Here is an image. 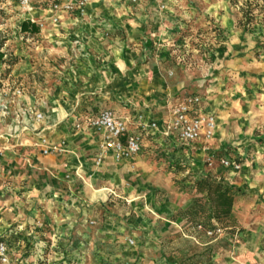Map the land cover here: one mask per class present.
<instances>
[{"label":"crops","instance_id":"obj_1","mask_svg":"<svg viewBox=\"0 0 264 264\" xmlns=\"http://www.w3.org/2000/svg\"><path fill=\"white\" fill-rule=\"evenodd\" d=\"M185 10L180 0H91L82 17L59 14V28L49 29L61 30L54 42L67 58L70 49L75 59L74 68L59 72L62 82L54 88L56 100L47 99L51 88L47 86L41 100L35 99L29 83L0 89V105L12 96L5 112L0 107V233L13 264L35 261L30 248L44 221L50 225L49 236L60 240L61 246L92 237L89 225L94 223L93 205L101 184L121 182L130 174V165L147 175L148 153H143L151 148L172 152L193 178L211 175L235 188L231 212L239 232L232 258L225 257L224 264H264V39L223 24L224 40L210 60L169 69L165 51L185 27L179 21ZM26 15L36 23L47 19L48 11ZM69 33L78 39L67 41ZM31 72L33 68L25 64L14 71L15 77ZM94 95L106 99L105 109L127 120L131 128L141 116L146 123L156 122L159 131L144 132L139 153L129 160L116 163L107 152L95 172L96 189L84 195L86 200L73 174L79 167L81 173L93 170L102 139L84 126L73 128L101 111L91 110L87 101ZM187 97L197 99L192 115L214 117L211 138L202 133L185 143L162 134L172 108ZM43 139L50 145L64 143L67 153L43 156V147L38 148ZM221 159L240 168L223 167ZM150 184L147 187L153 188ZM185 201L179 196L156 208L166 222L163 232L169 227L167 218L187 206ZM161 258L156 264H165Z\"/></svg>","mask_w":264,"mask_h":264},{"label":"rangeland","instance_id":"obj_2","mask_svg":"<svg viewBox=\"0 0 264 264\" xmlns=\"http://www.w3.org/2000/svg\"><path fill=\"white\" fill-rule=\"evenodd\" d=\"M31 1L33 11L45 10L48 15L47 19L34 23L39 28L38 34L28 36L20 33L21 23L30 19H27L18 0H0V52L5 60L0 62V89L29 83L35 99L41 100L45 96L42 94L44 87H51V91L46 93L51 102L56 100L55 86L62 82L59 72L66 67L74 68L72 61L75 59L70 49L67 58L61 52L63 48L54 42L56 39L59 41L61 30L49 31L53 26L59 28L58 23L52 24L49 13L50 6L58 0ZM180 4L187 14L178 20L185 27L175 33L171 45L166 48L169 69L178 65L193 66L201 59L204 62L210 60L216 45L224 40L223 24L228 23L230 28H239L245 34L255 33L264 39V0H180ZM205 7L213 9L206 13L203 11ZM65 39L74 42L78 36L69 33ZM154 52L156 49L151 53ZM23 64L31 66L33 72L15 77L14 71ZM5 97L7 95L2 96L3 99ZM11 98L0 105L4 112L12 103ZM87 101L91 110L105 109L107 103L106 99L95 95L89 96ZM73 129L78 131L75 127ZM64 146V143L50 145L43 139L38 148L43 147L41 154L46 156L52 152L67 153ZM46 148H49L48 152L43 154ZM146 153L147 175L136 173L134 166L130 165V174L121 182L111 186L101 184L100 197L93 205L94 223L89 225V236L92 237L61 246L60 240L49 236L50 225L44 221L30 248L35 261L29 264H156L161 257L165 264H224L225 257L229 261L239 231L221 225L214 230H204L187 221L184 213L195 197L191 189L193 176L186 174L185 165L166 149L151 148L146 149L143 155ZM97 157L93 161V170L81 173L79 167L73 174L85 199L88 191L96 189L92 183L99 167L96 165ZM150 183L153 188L147 187ZM65 190L71 191L69 185ZM179 196L182 201L186 200L183 204L187 206L167 218L169 227L163 232V223L166 222L156 208L162 209L160 203L175 201Z\"/></svg>","mask_w":264,"mask_h":264},{"label":"built area","instance_id":"obj_3","mask_svg":"<svg viewBox=\"0 0 264 264\" xmlns=\"http://www.w3.org/2000/svg\"><path fill=\"white\" fill-rule=\"evenodd\" d=\"M91 0H58L49 8L52 24L58 23L59 14L74 15L82 17L86 5ZM135 2L136 0H129ZM19 5L25 13L32 12L29 0H18ZM1 69V68H0ZM197 102L196 98L187 97L183 102L174 106L171 110L170 121L161 130L163 135H174L179 141L185 143L194 142L203 133L206 139L212 137L215 130V119L212 115L200 113L192 115V106ZM36 120L41 119V115H35ZM82 126L94 130L101 135V152L97 157L96 165L99 166L104 155L110 152L114 162H122L135 157L140 151L142 134L146 131H159L156 122H144L139 116L136 122L130 127L127 120L117 117L112 111L103 109L95 116L86 118L81 123L75 125L77 130ZM43 143H45L43 141ZM49 148L43 150L47 154ZM210 166V161L207 162ZM220 165L232 167L234 170L240 168V164L232 163L227 159H221ZM210 234V233H209ZM132 244V242H130ZM0 264H13L10 260L6 243L0 233Z\"/></svg>","mask_w":264,"mask_h":264},{"label":"trees","instance_id":"obj_4","mask_svg":"<svg viewBox=\"0 0 264 264\" xmlns=\"http://www.w3.org/2000/svg\"><path fill=\"white\" fill-rule=\"evenodd\" d=\"M38 32V26L29 20L23 21L20 25V33L23 35L32 36ZM0 62H5L4 54L1 52ZM191 183L195 197L185 210L187 221L204 230H214L217 225L238 230L231 212L235 188L223 180H216L211 175L192 178Z\"/></svg>","mask_w":264,"mask_h":264}]
</instances>
